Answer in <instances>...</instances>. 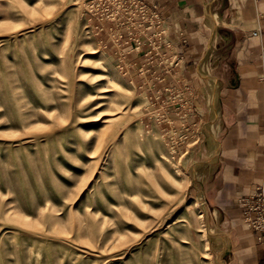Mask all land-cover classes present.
<instances>
[{
	"label": "rangeland",
	"instance_id": "374dc122",
	"mask_svg": "<svg viewBox=\"0 0 264 264\" xmlns=\"http://www.w3.org/2000/svg\"><path fill=\"white\" fill-rule=\"evenodd\" d=\"M85 17L0 0V264H222L191 145L170 152Z\"/></svg>",
	"mask_w": 264,
	"mask_h": 264
},
{
	"label": "crops",
	"instance_id": "0c3cea01",
	"mask_svg": "<svg viewBox=\"0 0 264 264\" xmlns=\"http://www.w3.org/2000/svg\"><path fill=\"white\" fill-rule=\"evenodd\" d=\"M149 1L195 89L201 138L183 154L219 241L215 255L222 264H264L238 204L264 181V0Z\"/></svg>",
	"mask_w": 264,
	"mask_h": 264
},
{
	"label": "built area",
	"instance_id": "2783aa9c",
	"mask_svg": "<svg viewBox=\"0 0 264 264\" xmlns=\"http://www.w3.org/2000/svg\"><path fill=\"white\" fill-rule=\"evenodd\" d=\"M82 1L99 48L115 60L121 76L136 79L146 92V114L159 125L170 152L195 146L201 138L195 89L180 75L186 57L166 37L159 7L149 0ZM238 204L242 224L264 247V181Z\"/></svg>",
	"mask_w": 264,
	"mask_h": 264
}]
</instances>
